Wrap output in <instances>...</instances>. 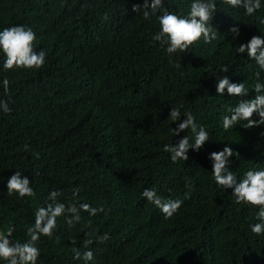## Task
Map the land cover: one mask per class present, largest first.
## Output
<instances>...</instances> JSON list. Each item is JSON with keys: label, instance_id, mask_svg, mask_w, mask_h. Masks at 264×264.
Returning <instances> with one entry per match:
<instances>
[{"label": "trees", "instance_id": "16d2710c", "mask_svg": "<svg viewBox=\"0 0 264 264\" xmlns=\"http://www.w3.org/2000/svg\"><path fill=\"white\" fill-rule=\"evenodd\" d=\"M192 2L163 0L157 15L164 9L187 15ZM215 2L209 26L218 38L169 56L154 39L157 17L132 11L144 0H0V31L31 28L34 50L46 52L44 67L32 70L4 69L0 52V100L11 109H0V230L11 227V240L26 242L35 212L52 203L53 191L66 206L105 210L82 211L74 226L67 214L57 218L53 234L36 242L37 264H85V251L93 252L89 264H264V233L251 231L259 209L236 204L234 190L217 185L210 159L231 147L239 154L229 161L238 179L264 170V125L222 126L230 107L256 97L258 72L264 83V71L237 52L253 36L264 38V0L253 16ZM223 76L245 83L248 95L220 96ZM171 108L181 121L191 112L209 136L199 151L189 149L187 161L174 163L164 151L191 135H172L179 121L169 119ZM16 171L31 181L34 196L8 195ZM145 189L182 206L165 218L143 197ZM85 239L92 241L88 248Z\"/></svg>", "mask_w": 264, "mask_h": 264}, {"label": "clouds", "instance_id": "9594fccd", "mask_svg": "<svg viewBox=\"0 0 264 264\" xmlns=\"http://www.w3.org/2000/svg\"><path fill=\"white\" fill-rule=\"evenodd\" d=\"M232 7H243L247 16H253L261 9V0H224ZM163 0H144L143 7L133 6L132 11L142 13L145 19L156 16L160 25V31L154 37L161 45H166V53L171 56L177 52H187V50L201 39L205 43H211L218 38V31L209 26L216 12L215 0H193L187 15H179L164 9L162 14ZM143 9V10H142ZM264 24V19L259 21ZM233 33L238 34V28H232ZM36 34L31 28L23 26H13L4 28L0 31V52L3 53L4 69H40L46 63V52L34 50ZM239 54L247 53L248 57L256 62L259 69L264 71V38L253 36L251 40L237 47ZM223 71L227 72L225 67ZM257 82L254 90L256 97L251 100H242L237 106L230 107L228 111L231 115H225L222 120V126L225 131L231 129L241 121L245 128L258 127L264 125V83L260 82V73L256 74ZM9 80H3L5 92L9 88ZM227 91L232 97L247 96L248 90L245 83H232L227 76L218 80L217 92L223 96ZM0 109L5 113H10L11 109L6 101L0 100ZM254 114H258L259 120H253ZM184 119L181 121V112L178 108H171L169 119L177 122L176 129H172L173 136H179L181 132H189L191 135L183 137L177 145H165L164 151L171 153V160L175 163L179 160L187 161L189 149L199 151L209 141L208 133L203 125H197L191 112L184 113ZM27 147V146H25ZM238 153H234L231 147H225L222 151L213 152L210 159L213 161L214 180L224 189H233V197L236 204H247L257 207L256 219L259 221L251 227L255 234L264 233V170H248L243 177L238 179L236 173L232 172L229 167L230 158ZM31 181L16 171L7 181L8 195L14 193L20 197H32L35 195L33 188L30 186ZM58 192H51L49 199L52 203L46 207H40L35 212L34 225L28 228L27 235L30 237L26 242H13L11 240L14 229L9 227L6 230H0V261L6 264H37L40 255L39 249L35 246L41 235L51 236L57 226V218L68 215L69 226H74L82 220L81 212H87L90 216H96L98 212H104L101 208H95L87 203L70 204L58 202ZM150 203L158 207L165 218L172 217L182 206L183 201L180 199L163 200L155 189H145L142 193ZM79 192L74 191L73 197H78ZM101 239H107L105 235ZM91 240L85 239L83 247L88 248ZM76 258L80 259V252L76 250ZM85 264L94 260L92 251H85L83 254Z\"/></svg>", "mask_w": 264, "mask_h": 264}]
</instances>
